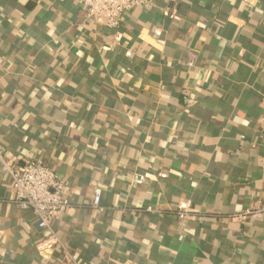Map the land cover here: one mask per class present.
<instances>
[{"label": "crops", "instance_id": "1", "mask_svg": "<svg viewBox=\"0 0 264 264\" xmlns=\"http://www.w3.org/2000/svg\"><path fill=\"white\" fill-rule=\"evenodd\" d=\"M137 1L116 39L79 0H0V149L63 181L74 262L0 166V264H264V217L235 218L264 204V0Z\"/></svg>", "mask_w": 264, "mask_h": 264}, {"label": "built area", "instance_id": "2", "mask_svg": "<svg viewBox=\"0 0 264 264\" xmlns=\"http://www.w3.org/2000/svg\"><path fill=\"white\" fill-rule=\"evenodd\" d=\"M79 5L89 19L103 20L114 37L118 39L123 15L139 6H144L145 3L137 0H79ZM191 64L190 58L187 66ZM0 166L1 171L11 179L14 193L13 204L21 210L31 212L37 220V228L43 231V239L38 245L39 253L51 256L54 250H60L68 263H74L52 228V223L71 206L63 194L64 183L60 177L40 159H34L18 168L12 167L3 149H0ZM143 181L144 177L140 176L133 179L135 185H140ZM100 196L101 190L95 188L93 209H101ZM147 211L152 212V209ZM191 213L189 203L186 201H179L176 204L175 215L179 221L186 220ZM248 217H264V204L253 210H246L235 218L245 220Z\"/></svg>", "mask_w": 264, "mask_h": 264}]
</instances>
